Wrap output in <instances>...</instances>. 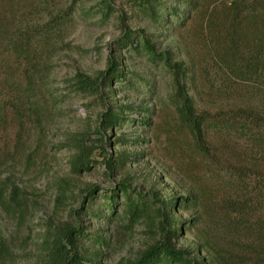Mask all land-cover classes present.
Segmentation results:
<instances>
[{"label":"rangeland","instance_id":"1","mask_svg":"<svg viewBox=\"0 0 264 264\" xmlns=\"http://www.w3.org/2000/svg\"><path fill=\"white\" fill-rule=\"evenodd\" d=\"M246 1L159 0L155 6L166 14L161 23L141 0L11 2L9 9L32 22L59 18L61 29L40 41L34 108L23 117L10 113L0 135V264H51L60 239L88 264H128L163 238L199 263L264 264L257 254L264 228L257 217L239 218L227 206L220 181L208 174V153L196 146L177 110L187 97L197 114L258 104L255 91L213 59L228 6ZM126 30L132 41L124 38ZM144 37L155 56L140 45ZM111 59L119 64L118 78L97 94L75 91V75L98 78ZM116 107L132 120L105 128L104 114ZM209 137L216 159L237 163L231 148L240 149V139ZM70 138L95 147L89 169L74 171ZM204 145L208 150V125ZM121 184L141 209L135 217ZM172 196H189L188 204H167ZM159 208L174 220L166 224L178 229L175 236L164 237ZM70 228L77 231L73 243L63 236Z\"/></svg>","mask_w":264,"mask_h":264},{"label":"trees","instance_id":"2","mask_svg":"<svg viewBox=\"0 0 264 264\" xmlns=\"http://www.w3.org/2000/svg\"><path fill=\"white\" fill-rule=\"evenodd\" d=\"M18 0H0V135L5 131L10 113L23 117L24 110L34 108L31 92V81L37 70L36 57L39 52L40 41L48 40L61 29L59 18L39 23L32 22L28 14L13 12L9 6ZM159 0H141V5L151 16L161 23L166 14L161 13L155 6ZM4 4V5H2ZM110 7V6H109ZM229 17L223 43L214 56L217 66L233 81L248 84L258 100L257 105L235 107L216 113L197 114L191 99L187 97L178 105V113L183 124L193 137L196 146L208 153L209 170L213 180H219L225 190V202L232 212L239 218L257 217L259 227L264 228V0H249L233 2L228 6ZM109 15L108 12H102ZM62 22V21H61ZM131 31L124 32V38L132 41ZM137 46L139 44H136ZM151 56H155L154 47L147 38L140 44ZM139 45V46H140ZM119 64L116 60L109 61V67L95 78L78 73L73 78L75 91L87 94H97L101 88L110 84L120 75ZM27 84V85H26ZM122 107L110 108L102 120L105 128L121 125L125 119L132 120L122 114ZM134 121V120H133ZM208 125V150L204 145L205 129ZM213 133L224 140L237 137L241 148H231L238 159L234 164H223L216 159L209 134ZM73 149L76 151L71 158L75 172L89 169L93 164L92 153L95 147L86 145L87 141L70 138ZM107 156L104 157L107 166L112 164V155L102 145ZM220 149V148H219ZM239 149V150H238ZM121 192L128 199L129 214L137 216L141 209L138 203L129 194L128 187L121 184ZM3 192H0V200ZM189 196L173 197L167 204L181 207L183 202L188 204ZM12 202L21 204L20 189L12 188ZM161 217L160 228L164 234L175 236L167 222H173L164 216V210L159 208ZM180 228L184 227L179 223ZM179 228V229H180ZM63 236L73 243L75 229L63 230ZM263 242L258 254L264 262V233H258ZM51 255V264H88L89 258L81 257L76 249L67 247L60 240ZM128 264H203L189 258L186 251L177 249L165 238L151 247L136 262Z\"/></svg>","mask_w":264,"mask_h":264}]
</instances>
